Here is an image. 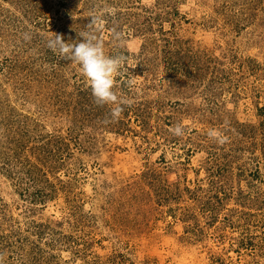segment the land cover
Instances as JSON below:
<instances>
[{
  "label": "rangeland",
  "instance_id": "rangeland-1",
  "mask_svg": "<svg viewBox=\"0 0 264 264\" xmlns=\"http://www.w3.org/2000/svg\"><path fill=\"white\" fill-rule=\"evenodd\" d=\"M0 264H264V0H0Z\"/></svg>",
  "mask_w": 264,
  "mask_h": 264
},
{
  "label": "clouds",
  "instance_id": "clouds-1",
  "mask_svg": "<svg viewBox=\"0 0 264 264\" xmlns=\"http://www.w3.org/2000/svg\"><path fill=\"white\" fill-rule=\"evenodd\" d=\"M100 21L95 15H91L89 26H95ZM78 42H65L62 34L53 33L47 40V47L60 57L80 66L82 75L88 81L92 96L98 105H111V118L116 121L123 113V101L119 99L114 91L116 77L120 73L121 65L125 61L123 55H105L103 44L93 33H83ZM26 38H28L26 36ZM115 38L120 40V34ZM170 131L174 135H183L180 125L174 126ZM210 138L224 143L226 137L217 130H210Z\"/></svg>",
  "mask_w": 264,
  "mask_h": 264
},
{
  "label": "trees",
  "instance_id": "trees-1",
  "mask_svg": "<svg viewBox=\"0 0 264 264\" xmlns=\"http://www.w3.org/2000/svg\"><path fill=\"white\" fill-rule=\"evenodd\" d=\"M169 48H170V47H169ZM167 52H168V53H167ZM167 52H166V55H165V56H166V59L169 60V61H171V60H172V57H171L172 54H171V52H174V53H175L176 51H170V50H169V51H167ZM172 64H173V63H171V66H172ZM171 68H172V71H175V70H176V66H175L174 64H173V66H172Z\"/></svg>",
  "mask_w": 264,
  "mask_h": 264
}]
</instances>
